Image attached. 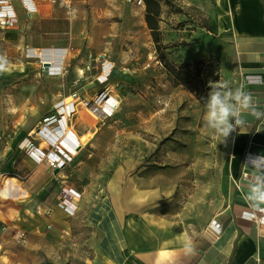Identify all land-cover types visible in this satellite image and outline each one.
I'll use <instances>...</instances> for the list:
<instances>
[{
    "label": "crops",
    "instance_id": "1",
    "mask_svg": "<svg viewBox=\"0 0 264 264\" xmlns=\"http://www.w3.org/2000/svg\"><path fill=\"white\" fill-rule=\"evenodd\" d=\"M28 1L34 9H28ZM201 1L210 6L206 11L217 21L215 38L223 36L221 41L226 46L222 60L212 52L203 56H212L219 62V82L226 81L232 89L251 93L258 110L264 112V0ZM11 3L18 23L10 28L0 27V57L6 59L0 70V224L3 225L0 229L6 227V231L16 234L26 229L29 222L31 230L37 232L47 224L59 220L62 223V215L76 212L60 201L59 192L64 185L82 193L76 200L77 211L82 208L83 192L64 177L67 169L85 153L83 138L92 135L94 128L102 127L81 123L85 102L94 107L97 97L105 93L116 101L114 115L118 117L123 111L126 114L146 111L151 103L162 101L164 95L163 75L142 71L150 63L145 3L72 0L70 7L51 0H11ZM165 32L166 41L171 42ZM192 38L181 40L187 42L186 48L200 42L196 36ZM175 56L178 62L191 61ZM120 62L128 69L133 63L139 64L141 71L119 77ZM99 63L101 70L86 69L89 64ZM43 64L46 70L42 69ZM159 67L164 66L156 59V68ZM73 93L78 94L79 101L68 120L72 133L65 143L74 147L72 140L76 139L80 145L65 158L63 151L50 148L55 137L44 132L45 129L41 132L38 129L46 116L55 113L56 105L71 100ZM6 97L13 98L12 104ZM105 112L108 111L99 110L98 115ZM241 119L242 126H236L223 141L216 137L221 146L219 162L224 168L219 178L226 195L215 209L212 201L206 200L199 218L194 213L192 219L182 218L180 212L160 211L159 206L178 191L180 184H185L181 183L184 179L195 177L190 164L163 173L143 171L144 166L134 176L129 174L133 153L126 151L123 157L116 158L108 182L113 212L96 221L106 234L94 246L92 264H264V224L245 216L255 208H264V203L257 207L247 199L249 179L264 172V116L245 111ZM117 126L108 143L132 145V138L115 132ZM25 138L50 153V158L64 162V166L52 168L46 161L37 162L26 153L20 161L24 150L18 146ZM90 141L107 143L99 136ZM119 160L125 163H117ZM83 170L77 167L74 171ZM187 172L188 176H183ZM209 184V191L213 192V181ZM5 232L1 237L5 238ZM189 239L196 246L195 253L185 251L184 242Z\"/></svg>",
    "mask_w": 264,
    "mask_h": 264
},
{
    "label": "rangeland",
    "instance_id": "2",
    "mask_svg": "<svg viewBox=\"0 0 264 264\" xmlns=\"http://www.w3.org/2000/svg\"><path fill=\"white\" fill-rule=\"evenodd\" d=\"M174 1L177 5L183 6H181L183 11L165 13L161 23L163 31L167 30L168 39L172 40V44L185 42L181 40H187L188 37L189 39L191 37L192 40L194 36L196 38L198 35L203 36L197 38L200 42L189 48L179 45L171 49V53L178 55L180 50L185 48L184 53L179 54L180 59L192 61L199 56L208 55L205 53L212 52L222 60L226 46L221 41L223 36L218 38L214 36L217 21L206 11V8L209 9L210 6H206L201 0ZM165 8L169 10L168 7ZM212 11L215 14L217 12L214 5H212ZM137 24L140 25V22ZM148 32L150 63L142 71L163 75V85L161 84L163 100L157 101L158 103L155 105L151 103L147 110L141 113L136 111L126 114L123 111L119 113L118 117H115L116 108L112 113L108 111L99 116V110L95 112L94 107L88 106L86 102L82 103L87 108L85 107L80 117L81 123L86 125L91 122L94 127L102 125L98 130L93 127L94 133L83 138L85 153L81 160L67 169V176L64 177V180H68L69 183L75 182L83 192L82 208L74 213L68 212L67 215H62V223L59 220L58 223L47 224L37 232L31 230V222L27 224L26 229L17 231V235L6 231L5 227L3 231L0 229V264H92L95 256L94 246L106 234L96 221L113 212L109 205L108 182L114 172L115 159L119 156L123 157L126 151L133 153L134 156L129 171V174L134 176L140 174V170L144 166L146 167L143 168V171L157 170L163 173L173 168H186L189 164L191 165L195 179L191 178L190 181L188 178L184 179L181 183L185 182V184H180L178 191L163 203L160 202V211L180 212V216L186 217V219H192L194 213L199 218L205 203L211 200L215 209L226 195L222 190L219 178L222 169H224L219 162L221 159L220 141H217L216 136L206 126L205 103L199 100L196 95L202 93L207 97L210 87L197 88L196 92L192 93L185 86L176 85L169 77L165 67L156 68L158 57L156 52L153 53L155 45L149 28ZM209 32L213 34L210 35ZM140 34L138 32V35ZM145 34L143 31L142 39L145 38ZM120 63L122 64L119 77L130 74V72L139 73L141 71L139 64L137 66L133 63L128 69V66L123 62ZM98 68L101 70L102 63L96 64V66L89 64L86 69L93 71ZM152 78L154 77L152 76ZM12 99L6 97V101L10 104H12ZM117 119L118 121L115 122ZM116 125L118 128L115 132L120 131V135L132 138L134 140L132 145L121 143L117 145L115 141L112 144L108 143L109 139L116 134H114ZM91 130L86 129L89 132ZM96 136L107 143L92 144L90 140ZM26 140L27 138L22 141L21 146H18L19 149L24 150L21 153L20 161H23L25 153L28 155ZM30 141L32 140L30 139ZM141 154H143L142 157H140ZM117 163L124 164L125 160H119ZM38 167L37 171L41 169L40 166ZM77 167H83L84 170L75 172ZM43 168L47 171V168ZM183 176L187 177L188 172ZM168 178L167 176L166 179ZM211 181L214 186L213 192H210V187H208ZM206 200L208 201L205 202ZM2 226L0 224V228ZM4 232L5 238L1 237Z\"/></svg>",
    "mask_w": 264,
    "mask_h": 264
},
{
    "label": "built area",
    "instance_id": "3",
    "mask_svg": "<svg viewBox=\"0 0 264 264\" xmlns=\"http://www.w3.org/2000/svg\"><path fill=\"white\" fill-rule=\"evenodd\" d=\"M129 2H134L137 5H143V0H127ZM28 1V9L32 10L34 7ZM53 3H61L68 7L72 5V0H51ZM18 23V15L11 3V0H0V27L2 28H10L14 27ZM34 54H29L34 56ZM47 66L43 64L42 69L46 70ZM79 98L77 93L72 94L71 100L61 101L56 105V111L53 115L46 116L39 128V132L45 129L44 132H47L53 135L56 139L54 143L50 145V148L54 151H63L62 154L65 158H68V154L71 153V149L68 148L69 146L66 145L65 139L70 136L71 137V130L68 128V120L71 118L72 114L75 113L76 109V102ZM116 108V101H111V98L108 97L105 93L100 94L94 106V111L97 112L98 110H105V111H113ZM27 144V153L30 157H32L37 162L46 161L52 168H59L61 169L64 166V162L59 160H54L50 158V153L45 152L40 147L36 146L34 142L30 140H26ZM72 142L75 143L74 150L80 145L78 140L74 139ZM67 151L68 153L65 155L64 152ZM60 201L62 205L71 210L77 211L78 203L76 200L82 197V193L77 191L76 189L64 185L59 192ZM248 218H253L259 224H264V208H255V210L251 214H245ZM6 229V227H5Z\"/></svg>",
    "mask_w": 264,
    "mask_h": 264
},
{
    "label": "trees",
    "instance_id": "4",
    "mask_svg": "<svg viewBox=\"0 0 264 264\" xmlns=\"http://www.w3.org/2000/svg\"><path fill=\"white\" fill-rule=\"evenodd\" d=\"M145 3V19L152 36L158 60L164 65L169 77L176 85H183L192 93L197 88L210 87V83L219 82L221 77V66L212 56H203L192 61L178 62L175 53L171 49L179 45L188 44L180 42L172 44L166 41L165 33L161 23L165 13L182 12L183 8L174 0H143ZM168 7L169 10H167ZM179 55V54H178ZM196 62V63H195ZM197 98L205 103L206 94H196Z\"/></svg>",
    "mask_w": 264,
    "mask_h": 264
},
{
    "label": "clouds",
    "instance_id": "5",
    "mask_svg": "<svg viewBox=\"0 0 264 264\" xmlns=\"http://www.w3.org/2000/svg\"><path fill=\"white\" fill-rule=\"evenodd\" d=\"M5 64L6 59L0 57V70ZM205 109V124L221 141L228 137L236 126H242V112L249 111L257 117L264 116V112L258 110L251 93L241 88L232 89L226 81L210 83ZM248 187L247 199L253 206L258 207L264 203V172L254 174L248 181ZM184 248L188 253L196 251V246L190 239L184 242Z\"/></svg>",
    "mask_w": 264,
    "mask_h": 264
},
{
    "label": "bare ground",
    "instance_id": "6",
    "mask_svg": "<svg viewBox=\"0 0 264 264\" xmlns=\"http://www.w3.org/2000/svg\"><path fill=\"white\" fill-rule=\"evenodd\" d=\"M59 54H60V53H59ZM59 54H57V57H58V58H59V57H60V55H61V54H60V55H59ZM45 55H46V52H44V53H43V58H46V56H45ZM55 59H56V58H55ZM53 61H54V60H53ZM58 61H59V59H58ZM55 67H56V66H55ZM56 68H57V67H56ZM75 111H76V109H75ZM68 148H70L71 150H74V149H72V147H71V146H69Z\"/></svg>",
    "mask_w": 264,
    "mask_h": 264
},
{
    "label": "water",
    "instance_id": "7",
    "mask_svg": "<svg viewBox=\"0 0 264 264\" xmlns=\"http://www.w3.org/2000/svg\"><path fill=\"white\" fill-rule=\"evenodd\" d=\"M58 171V170H57Z\"/></svg>",
    "mask_w": 264,
    "mask_h": 264
}]
</instances>
